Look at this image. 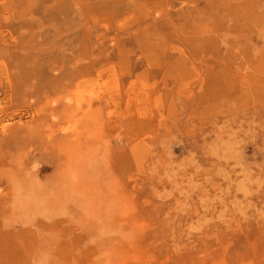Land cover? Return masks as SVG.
Listing matches in <instances>:
<instances>
[{
  "label": "rangeland",
  "instance_id": "rangeland-1",
  "mask_svg": "<svg viewBox=\"0 0 264 264\" xmlns=\"http://www.w3.org/2000/svg\"><path fill=\"white\" fill-rule=\"evenodd\" d=\"M0 264H264V0H0Z\"/></svg>",
  "mask_w": 264,
  "mask_h": 264
},
{
  "label": "bare ground",
  "instance_id": "bare-ground-1",
  "mask_svg": "<svg viewBox=\"0 0 264 264\" xmlns=\"http://www.w3.org/2000/svg\"><path fill=\"white\" fill-rule=\"evenodd\" d=\"M205 47L206 48H208V46L207 45H205ZM88 69H89V66L87 65L86 67H85V69H84V72H87L88 71ZM71 109L70 108H67V111L69 112ZM37 167V165L35 164L34 166H33V168H36ZM46 168V167H45ZM43 169H44V167H43ZM40 170V169H39ZM6 247H9V246H7V245H5ZM23 248H24V245L22 246ZM25 249V248H24ZM9 251L8 252H10L11 254L13 253V251H12V249H11V247L8 249Z\"/></svg>",
  "mask_w": 264,
  "mask_h": 264
}]
</instances>
